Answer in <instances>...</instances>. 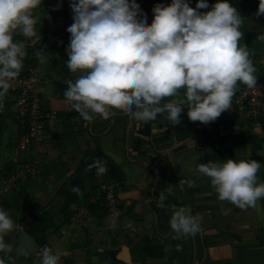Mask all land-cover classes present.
Returning <instances> with one entry per match:
<instances>
[{
    "label": "crops",
    "instance_id": "crops-1",
    "mask_svg": "<svg viewBox=\"0 0 264 264\" xmlns=\"http://www.w3.org/2000/svg\"><path fill=\"white\" fill-rule=\"evenodd\" d=\"M137 2L151 24L153 7L171 0ZM70 3L42 0L35 10L39 38L28 42L21 71L37 81L43 137H31L18 117L15 91L0 111V207L17 225L5 237L14 244V264H40L44 246L61 251L59 264H264V198L241 209L220 200L197 170L209 161L252 158L262 163L257 176L264 181V114H243L237 94L246 85L238 82L231 108L207 124L191 121L187 109L172 124L167 113L142 122L115 106L86 122L64 96L66 81L79 75L67 66ZM189 3L195 7L197 0ZM231 3L244 19L241 44L252 52L257 82L263 81L259 0ZM94 158L103 170L89 167ZM181 206L198 215L194 234L170 226ZM21 249L30 254L19 255Z\"/></svg>",
    "mask_w": 264,
    "mask_h": 264
},
{
    "label": "clouds",
    "instance_id": "clouds-1",
    "mask_svg": "<svg viewBox=\"0 0 264 264\" xmlns=\"http://www.w3.org/2000/svg\"><path fill=\"white\" fill-rule=\"evenodd\" d=\"M41 3L0 0V111L24 69L28 42L39 38L35 10ZM209 7V0H197L195 7L189 0L158 3L148 24L137 0H71L67 66L79 73L66 81L64 96L71 108L86 122L94 114L107 116L113 106L142 122L167 113L168 121L179 124L185 109L193 122L215 121L231 108L238 82L249 88L257 84L258 70L247 44H241L244 19L238 8L231 0H216L210 10L200 11ZM262 14L264 0H259L256 15ZM256 39L264 41V30ZM165 98L170 99L161 103ZM92 165L95 172L103 170L99 158ZM261 167L252 158H228L199 164L197 170L210 178L220 200L247 209L264 198V181L257 176ZM187 183L191 186L192 181ZM165 198L160 196L162 207ZM170 226L177 233L194 234L199 218L190 207L181 206ZM16 227L0 207V264H14L15 247L5 237ZM39 251L40 264H59V249L44 246ZM29 254L27 249L19 252Z\"/></svg>",
    "mask_w": 264,
    "mask_h": 264
},
{
    "label": "built area",
    "instance_id": "built-area-1",
    "mask_svg": "<svg viewBox=\"0 0 264 264\" xmlns=\"http://www.w3.org/2000/svg\"><path fill=\"white\" fill-rule=\"evenodd\" d=\"M11 90L17 93L18 117L27 126L31 137L41 139L44 135L42 112V97L34 77L20 74L13 81ZM237 100L241 103L245 116L257 117L264 114V80L257 82L254 87H243L237 94Z\"/></svg>",
    "mask_w": 264,
    "mask_h": 264
}]
</instances>
